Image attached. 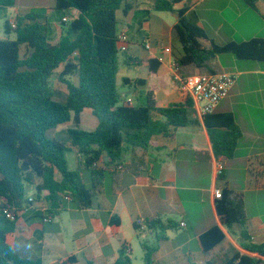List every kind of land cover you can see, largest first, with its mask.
<instances>
[{
	"label": "trees",
	"instance_id": "trees-1",
	"mask_svg": "<svg viewBox=\"0 0 264 264\" xmlns=\"http://www.w3.org/2000/svg\"><path fill=\"white\" fill-rule=\"evenodd\" d=\"M135 1L139 0H55L54 10L60 14L55 21L64 29L58 43L51 39L46 9L17 17L16 29L6 23V33L14 32L16 39H0V264H44L42 259L20 256L7 242L31 206L46 203V212L36 210L44 218L65 211V198L79 209H91L106 170L119 164L128 151L148 150L159 136L173 140L178 129L192 123L195 103L188 96L184 102L160 108L152 92L136 106H129L119 92L120 55L126 53L121 52L118 39V13H129ZM149 1L151 10L144 12L147 17L151 13L178 15L173 41L181 49L176 61L182 78L215 74L214 63L223 55L264 63V39L220 45L209 39L190 7L177 9L185 0ZM243 2L257 11L259 0ZM15 6L16 0H0V13H8ZM72 11L78 12L77 18ZM23 47L28 49L24 57ZM150 64V74L156 75L155 63ZM58 72L59 81L67 89L64 101L58 100L52 83ZM134 84L147 85L143 80ZM86 110L98 123L94 131L81 127ZM203 119L216 159L232 160L243 137L233 114L214 112ZM58 130V138L50 137ZM72 149L80 158L77 170L70 169L67 159ZM99 164L107 168L101 169ZM223 174L220 181H225ZM28 189L35 192L33 202L29 201ZM216 207L226 232L234 237L239 230L244 252L233 251L222 264H264V243L251 239L243 194L225 185ZM5 210L14 218L9 219ZM114 224L120 225V220ZM145 225L155 234V244L142 242L144 264H155V253L168 239L167 232L179 227L172 220L160 218ZM135 229L139 232L137 224ZM226 238L220 227L210 229L200 237L203 251L212 252ZM58 264L75 262L70 258ZM115 264H133L126 245Z\"/></svg>",
	"mask_w": 264,
	"mask_h": 264
},
{
	"label": "crops",
	"instance_id": "crops-1",
	"mask_svg": "<svg viewBox=\"0 0 264 264\" xmlns=\"http://www.w3.org/2000/svg\"><path fill=\"white\" fill-rule=\"evenodd\" d=\"M133 5L129 13H118L119 32H126L128 36L118 83L123 70V84L129 83L127 86L135 88L132 94L122 96L124 101L129 106L140 105L145 102L147 93L152 92L160 108L184 102L186 96L174 81L171 68V62L181 52L173 41L178 15L151 13L147 17L144 12L151 10L149 0L135 1ZM185 6L198 15L200 26L217 44L264 39V0H259L257 11L243 0H185L177 9ZM24 7V13L17 4L8 11L16 13L12 22L33 10L49 9V14L53 9L42 4ZM168 14L171 17H163ZM72 16L77 18L78 12L72 11ZM50 30L52 41L58 43L64 29L51 27ZM147 43L151 45L150 51L145 48ZM165 49L170 52L164 55L166 60L161 63L160 57ZM151 61L155 63L156 75L150 74ZM132 69L143 70V73L132 78ZM214 69L215 74L236 76L228 97L215 111L233 114L243 132L232 160L216 159L204 119L195 104L192 123L178 129L173 140L156 137L154 147L132 149L119 164L106 170L92 208L82 210L75 206L70 209L74 216L67 222L71 229L66 228V234L57 221V218L62 220L64 211L44 218L37 215L36 210L46 212L49 208L46 203L31 206L18 222L16 231L7 237L12 249L22 257L42 259L44 264H58L70 258H74L75 264H115L123 245L129 248L130 254L134 252L135 238L140 236L149 245L155 244L154 233L147 227L143 233L137 232L135 225L138 221L146 223L160 218L176 222L179 228L167 232L168 239L160 243L155 253V264H222L232 257L233 251L244 253L240 247L239 230H235L233 237L221 223L215 193L228 185L231 190L243 194L246 211L247 194L264 193V63L240 61L234 56L223 55L215 61ZM137 80H143L147 85L136 87L134 81ZM86 114L93 117L92 112L86 110L81 127L90 126L94 131L98 123L93 117V122L85 125ZM219 163L224 165L225 181L222 182L217 171ZM99 167L107 168L103 164ZM118 167L123 169L120 171ZM236 173L242 175L245 190L233 187ZM32 196L34 194L29 198ZM65 201L73 203L69 198ZM247 215L252 241L264 243V214ZM118 220L120 225L114 224ZM214 227H220L227 238L212 252L205 253L200 237Z\"/></svg>",
	"mask_w": 264,
	"mask_h": 264
},
{
	"label": "rangeland",
	"instance_id": "rangeland-1",
	"mask_svg": "<svg viewBox=\"0 0 264 264\" xmlns=\"http://www.w3.org/2000/svg\"><path fill=\"white\" fill-rule=\"evenodd\" d=\"M54 3L55 0H16V4L19 7L20 6V10L22 13L26 12L24 11L25 7L24 6H33L34 4H42L45 7H52L53 9L49 12V21L50 24L48 25V27L51 29V27H61L60 23L55 19H57L59 17V12H57L56 10H54ZM23 6V8H22ZM50 7V8H51ZM49 10V9H47ZM61 15H63V13H61ZM67 16H71V14L67 13ZM14 17H16V13L14 11H10L8 13H0V39L1 40H5V39H11V40H15V33L12 32L11 34H7L5 31V25L7 22H12V20L14 19ZM163 17H171L170 14L168 15H164ZM13 23H16V21H14ZM52 31V30H51ZM56 39V38H55ZM28 54V49L26 47L22 48V56L24 57L25 55ZM230 56V55H227ZM121 59L123 58V55H120ZM232 57V55H231ZM143 70L140 69H132L130 72V76L132 78H135V76L137 75H142ZM58 74L59 72L56 74V76L53 79V86L55 87L57 93H58V100L59 101H64L65 97L67 95V89L65 87V85H63L59 79H58ZM124 74V71L122 70L120 78H119V83H118V88H119V92L120 94L125 98L126 95H130L132 94V92L135 90L134 87H129L127 85H124L122 80H121V76ZM170 82H172V80H170ZM89 114H86L84 116V124L85 125H90L91 122H93V117H89ZM82 129H84L85 131H92V129H90V126H83ZM61 134V130L58 131H54L50 133V137H59ZM78 152L76 149H72L71 152H69L67 154V159L69 162V166L71 170H77L78 169ZM235 179H234V188H236V190H245L246 186L244 184V181L242 179V175L236 173L235 174ZM222 182V181H221ZM35 192L32 189H28V196L34 194ZM33 197V196H32ZM96 206L97 203L95 202ZM247 205H248V212L247 214H249V216H253L256 214H264V193H248L247 194ZM76 204H70L69 202H64V208L65 211L63 212V214L61 215V218H57V221L59 223V228H61V230L64 232V234H66V228L71 229L70 224H67L68 221H70V219L74 216V214L70 211V209H72L73 207H75ZM148 240H151L150 238ZM142 238H135L133 241V250L134 252L132 254H130L131 259H132V263L133 264H144V250L142 248Z\"/></svg>",
	"mask_w": 264,
	"mask_h": 264
},
{
	"label": "built area",
	"instance_id": "built-area-1",
	"mask_svg": "<svg viewBox=\"0 0 264 264\" xmlns=\"http://www.w3.org/2000/svg\"><path fill=\"white\" fill-rule=\"evenodd\" d=\"M64 21L66 22L67 19H64ZM10 25L13 29H16V23L11 22ZM118 39L121 44V52L125 53V46L128 42L126 32H119ZM145 48L150 51V43H147ZM169 52L170 51L168 49L162 51L163 56L160 57L161 63L165 62L166 58L164 55ZM171 68L174 73V81L180 85L183 94L192 98L194 103L199 106L200 115L202 117L210 115L216 111L221 102L228 97L236 82V76L228 73L203 74L182 78L179 73V67L176 60L171 62ZM122 169L123 167H118V170L121 171ZM217 171L219 175L224 172L223 163H219ZM215 196L216 199H221L222 190H216ZM29 201L33 202L32 198H30ZM4 214L9 219L14 218L9 210H5ZM48 222L51 223L52 220H49ZM137 225L140 233H143L146 230V225L143 221H138Z\"/></svg>",
	"mask_w": 264,
	"mask_h": 264
},
{
	"label": "water",
	"instance_id": "water-1",
	"mask_svg": "<svg viewBox=\"0 0 264 264\" xmlns=\"http://www.w3.org/2000/svg\"><path fill=\"white\" fill-rule=\"evenodd\" d=\"M106 160L108 161V158Z\"/></svg>",
	"mask_w": 264,
	"mask_h": 264
}]
</instances>
